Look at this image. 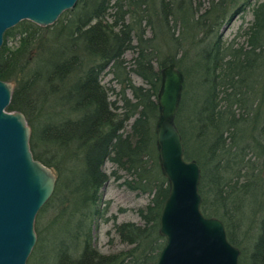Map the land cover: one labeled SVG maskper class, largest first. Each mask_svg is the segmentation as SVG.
<instances>
[{"label": "trees", "instance_id": "1", "mask_svg": "<svg viewBox=\"0 0 264 264\" xmlns=\"http://www.w3.org/2000/svg\"><path fill=\"white\" fill-rule=\"evenodd\" d=\"M243 1L248 6L251 0ZM193 2L79 0L50 27L20 23L16 48L8 46L15 30L5 34L0 80L15 85L8 111L26 116L35 159L58 177L37 216L38 243L28 264H157L169 193L156 148L160 71L172 63L181 70L185 62L200 73V90L188 111L184 84L176 124L185 159L201 169L202 213L224 223L229 241L241 250L239 264H264V3L243 32L248 48L221 49L201 47L197 36L210 34L241 0H208L197 8ZM148 29L153 39L146 38ZM178 51L187 58L180 64L171 54ZM128 52L135 54L131 67ZM108 70L121 87L115 101V89L101 81ZM132 73L148 87L135 85ZM107 162L131 177L132 184H124L132 191L151 196L138 210L143 225H115L130 250L112 255L101 254L92 237L93 221L103 216ZM51 226L70 237L55 242L53 260L45 235Z\"/></svg>", "mask_w": 264, "mask_h": 264}, {"label": "water", "instance_id": "2", "mask_svg": "<svg viewBox=\"0 0 264 264\" xmlns=\"http://www.w3.org/2000/svg\"><path fill=\"white\" fill-rule=\"evenodd\" d=\"M79 0H0V49L5 34L24 21L47 28ZM156 123L158 164L169 187L160 216L165 239L157 264H239L241 250L228 239L224 223L202 213L201 169L185 159L176 124L184 74L172 63L160 71ZM15 85L0 80V264H28L38 241L35 223L52 198L56 172L35 159L26 116L9 112Z\"/></svg>", "mask_w": 264, "mask_h": 264}, {"label": "rangeland", "instance_id": "3", "mask_svg": "<svg viewBox=\"0 0 264 264\" xmlns=\"http://www.w3.org/2000/svg\"><path fill=\"white\" fill-rule=\"evenodd\" d=\"M199 2H201L205 7L209 5L208 0H194L193 7L197 8ZM261 3H264V0H251L248 6H245L244 1L241 0V2H238L237 5H234L229 10L225 17L217 21L216 25L211 29L212 31L210 34L207 36L204 33L199 34L197 36V41L201 43V47L218 45L222 49L233 44L234 48L243 46L247 49L248 47L246 40L243 37V32L253 23L254 8ZM17 27L18 26L10 30H15L12 36L8 39V46L11 48H16L19 45L20 37L18 30H16ZM175 34V37H178L181 34L180 29H176ZM146 38L153 39L150 29L147 31ZM159 41L160 39L158 42ZM160 43L162 47V41H160ZM171 54L175 56L176 60H178V64L187 60V58H184L183 53L180 51ZM193 54L191 57H193ZM134 57L135 54L133 52H128L125 55V59L127 60L126 64L128 65L127 67L132 66ZM155 67L158 69L156 61ZM180 71L184 74L186 80V83L184 82V84L186 90L187 110L192 111L195 108L196 96L200 90V73L197 70H194L191 66H188L187 62L182 64ZM131 77L135 85L148 87L143 79L135 73H132ZM101 81L106 87L115 89L116 93H110L111 101H115L118 98L117 93H119L121 87L113 80V76L112 74H109V70L104 73ZM127 95L129 98H132L130 92H127ZM50 117H52V120L58 119L55 115ZM104 171L108 176H110V179L101 191L102 200L100 211L103 213V216H100L93 221L92 237L94 247L101 254L112 255L130 250L128 245L123 244L120 241L115 232V225L123 223L143 225L142 219L138 214V210L149 205L151 196L149 194H143L140 191H132L128 186H126L124 184L126 180L132 184L131 177L128 176L126 172L119 170L113 163L107 162L104 166ZM112 173H116V176H119L120 178L117 179V177L113 176ZM52 218L53 216L50 215V217L46 220V223L49 224ZM244 219L250 218L249 216H245ZM45 235L48 239V254L50 259L53 260L54 253L52 247L55 245V242L61 239H67L69 241L70 237L67 234H62L61 228L58 226L49 227Z\"/></svg>", "mask_w": 264, "mask_h": 264}]
</instances>
